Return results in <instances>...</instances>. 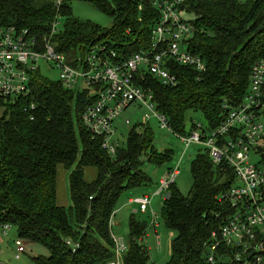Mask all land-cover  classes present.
<instances>
[{
    "label": "trees",
    "instance_id": "16d2710c",
    "mask_svg": "<svg viewBox=\"0 0 264 264\" xmlns=\"http://www.w3.org/2000/svg\"><path fill=\"white\" fill-rule=\"evenodd\" d=\"M90 1L113 18L111 28L75 17L65 1L58 7L53 0H0V29L16 26L43 37L61 16V30L52 42L74 67L96 44L123 59L150 49L160 18L156 3L162 0ZM181 11L184 19L193 16L189 49L203 58L207 71L199 75L193 68L171 63L178 78L175 86H165L150 74H138L136 80L152 91L157 112L166 116L172 132L184 136L195 128L193 124L186 132L188 112L201 113L206 128L215 129L225 106L237 107L243 101L252 67L264 59V0H188ZM94 100L88 92L66 89L60 80L38 72L31 96L11 102L0 99V224L12 225L18 239L49 251V257L34 258L36 264L115 262L110 220L122 195L151 183L142 170L146 162L162 165L171 160L173 152L155 151L153 133L146 125L133 127L127 142L111 157L83 124V114ZM59 166L70 171L68 208L57 202ZM88 168L97 171L92 182L85 180ZM191 172L188 196L175 183L168 190L169 200L164 194L162 217L175 234L168 264H211L208 245L224 220L219 197L235 181L232 167L226 162L215 165L207 149L192 162ZM147 228L131 216L127 250L119 264H151L141 241ZM220 253L224 256H216L215 264H241L227 249Z\"/></svg>",
    "mask_w": 264,
    "mask_h": 264
},
{
    "label": "built area",
    "instance_id": "2783aa9c",
    "mask_svg": "<svg viewBox=\"0 0 264 264\" xmlns=\"http://www.w3.org/2000/svg\"><path fill=\"white\" fill-rule=\"evenodd\" d=\"M187 1L162 0L156 3L160 18L153 28L149 50L123 59L107 46L96 44L75 67L52 42L59 33L61 16L52 24L50 33L43 37L16 26L1 28L0 99L11 102L31 96L33 79L37 72L41 74L44 62L59 71V80L66 89L88 92L95 98L83 114V124L94 139L101 141L102 149L111 157H115L122 147L117 138L116 122L131 107L147 109L159 119L162 129L172 132L166 116L157 112L152 91L139 85L136 77L150 74L165 86H175L178 78L169 68L171 63L193 68L199 75L207 71L203 58L189 49L194 27L184 19L181 11ZM62 3L63 0H59L56 4L60 7ZM225 110L222 122L215 129L195 125L189 134L177 135L186 147L192 144L204 146L215 165L226 162L235 175L233 186L219 197L224 206V220L211 236L207 260L215 264L216 256L222 258L224 254L220 251L227 249L235 262L264 264V163L261 162L264 158V59L254 63L250 85L240 105L225 106ZM145 117L148 124L150 115ZM124 123L130 125L131 120L126 119ZM259 148L263 151L259 152ZM251 154L260 157L258 163L251 162ZM179 164L180 161L160 181L156 195L166 194L175 183L180 175ZM129 203L139 205L144 213L151 204V197L132 198ZM115 214L110 220L112 230ZM153 215L156 220L157 215L154 212ZM152 225L156 226L155 223ZM11 227L10 224H0V233L6 236ZM112 230L117 260L109 264H119L127 245ZM16 246L19 254L27 252L22 240L17 239Z\"/></svg>",
    "mask_w": 264,
    "mask_h": 264
},
{
    "label": "rangeland",
    "instance_id": "374dc122",
    "mask_svg": "<svg viewBox=\"0 0 264 264\" xmlns=\"http://www.w3.org/2000/svg\"><path fill=\"white\" fill-rule=\"evenodd\" d=\"M57 3L59 0H53ZM67 2L75 17L91 21L100 25L103 28H111L113 26V18L108 14L100 11L96 8L90 0H63ZM112 4L114 0H106ZM186 20L192 19L193 16L185 15ZM62 21L59 26V31L62 27ZM41 74L52 81L59 80V71L52 69L49 64H41ZM2 110L0 109V114ZM146 114L150 115V120L147 124ZM126 119L131 120L130 125H126L124 122ZM201 125L206 127V121L201 113L188 112L185 115V128L186 132H190L192 125ZM139 125H146L153 133V148L157 153H164L171 151V160L159 165L153 162H146L142 166V170L151 179V183L143 187L129 189L122 195L117 211L115 214V226L113 227V233L118 239H124L126 243L129 241V222L131 216L134 214L136 219L148 224L145 236L141 240L149 250L151 264H168L170 261V249L171 242L174 238V233L169 231L164 223L162 217V209L164 207V195H156V192L160 189V181L164 179L168 172L178 166L180 175L177 177L175 184L177 189L182 195L188 196L193 186V176L191 172L192 162L205 151V147L198 144H192L186 147L185 143L173 132L168 129H162L161 123L157 117L152 115L150 111L145 108L131 107L128 111L117 120V138L124 145L127 140L130 131L133 127ZM251 162L258 163L259 156L251 154ZM97 171L95 168L86 169L85 180L92 182L96 179ZM70 171L65 170L63 167H58L57 177V202L58 205L64 207H70L72 205L70 197L69 186ZM146 195L151 197V204L148 207V212L143 213L140 211L139 205H131L129 200L131 198L145 197ZM138 210V213H133ZM153 212L157 215L154 219ZM155 223V229L152 226ZM8 234L3 237V244H0V261L6 264H36L33 260L38 256L49 257V251L42 245L30 244L24 241L26 244L27 252L25 254H19L16 240L18 239V231L15 227H11ZM155 231L157 232L155 234Z\"/></svg>",
    "mask_w": 264,
    "mask_h": 264
},
{
    "label": "water",
    "instance_id": "95a60500",
    "mask_svg": "<svg viewBox=\"0 0 264 264\" xmlns=\"http://www.w3.org/2000/svg\"><path fill=\"white\" fill-rule=\"evenodd\" d=\"M263 151V149L262 148H259V152H262ZM146 157L145 156H143V158H142V162H145L146 161ZM171 198V193L170 192H167L166 193V196H165V200H169Z\"/></svg>",
    "mask_w": 264,
    "mask_h": 264
},
{
    "label": "crops",
    "instance_id": "0c3cea01",
    "mask_svg": "<svg viewBox=\"0 0 264 264\" xmlns=\"http://www.w3.org/2000/svg\"><path fill=\"white\" fill-rule=\"evenodd\" d=\"M3 237H4V235L0 233V244H3L4 243ZM0 263H2V262L0 261ZM3 264H6V263H3Z\"/></svg>",
    "mask_w": 264,
    "mask_h": 264
}]
</instances>
